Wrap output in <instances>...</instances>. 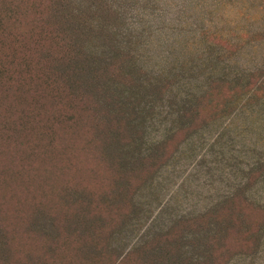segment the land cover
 <instances>
[{"label":"rangeland","instance_id":"374dc122","mask_svg":"<svg viewBox=\"0 0 264 264\" xmlns=\"http://www.w3.org/2000/svg\"><path fill=\"white\" fill-rule=\"evenodd\" d=\"M0 20V264H264V0Z\"/></svg>","mask_w":264,"mask_h":264},{"label":"trees","instance_id":"16d2710c","mask_svg":"<svg viewBox=\"0 0 264 264\" xmlns=\"http://www.w3.org/2000/svg\"><path fill=\"white\" fill-rule=\"evenodd\" d=\"M9 5H10V6H11V5H12V6H15V4H14L13 1H10V3L8 4V7H9ZM10 13H12V15H13V11L10 12V9H9V10H8V13L6 14V17H7V18L10 17V15H8V14H10ZM1 25H2V20H0V26H1ZM247 217H248V216H247ZM248 218H249V217H248ZM248 218L245 217V219H246L247 221H248ZM235 221H237V220H235ZM240 238L243 239V238H245V237H243V236L240 235Z\"/></svg>","mask_w":264,"mask_h":264}]
</instances>
